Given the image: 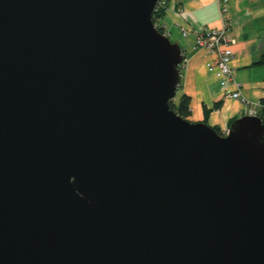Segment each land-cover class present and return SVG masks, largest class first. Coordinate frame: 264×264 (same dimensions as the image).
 <instances>
[{
	"label": "water",
	"instance_id": "water-1",
	"mask_svg": "<svg viewBox=\"0 0 264 264\" xmlns=\"http://www.w3.org/2000/svg\"><path fill=\"white\" fill-rule=\"evenodd\" d=\"M159 0H0V264H264V121L169 107Z\"/></svg>",
	"mask_w": 264,
	"mask_h": 264
},
{
	"label": "crops",
	"instance_id": "crops-1",
	"mask_svg": "<svg viewBox=\"0 0 264 264\" xmlns=\"http://www.w3.org/2000/svg\"><path fill=\"white\" fill-rule=\"evenodd\" d=\"M162 5L165 12L157 20L158 25L186 55L175 99L181 93L191 97L189 117L192 121H202L203 108H211L214 102L222 100L221 107L209 112L207 122L227 130L229 122L243 115L247 107L238 99L222 98L218 81L206 69L205 62L211 56L196 48L194 42L203 27L224 25L226 20L220 14L217 0H165ZM226 6L229 33L235 40L231 60L234 79L241 84L240 94L245 99L255 103L263 99L264 103V64L254 65L264 54V0H228Z\"/></svg>",
	"mask_w": 264,
	"mask_h": 264
},
{
	"label": "built area",
	"instance_id": "built-area-1",
	"mask_svg": "<svg viewBox=\"0 0 264 264\" xmlns=\"http://www.w3.org/2000/svg\"><path fill=\"white\" fill-rule=\"evenodd\" d=\"M228 0H217L220 14L225 19V23L219 28H208L198 30L194 42L195 47L209 54L211 57L205 62L207 71L212 74L218 81L221 89L222 98L238 99L245 106H250V103L240 94L241 84L234 79V69L231 60L234 56L232 45L235 40L229 33V25L227 19V4ZM184 35L187 34L182 28ZM257 106L260 104L257 103ZM248 114H254L253 109H250Z\"/></svg>",
	"mask_w": 264,
	"mask_h": 264
},
{
	"label": "trees",
	"instance_id": "trees-1",
	"mask_svg": "<svg viewBox=\"0 0 264 264\" xmlns=\"http://www.w3.org/2000/svg\"><path fill=\"white\" fill-rule=\"evenodd\" d=\"M160 2L155 6L154 10H153V14H152V19L153 22L156 24L158 31L159 32H163V29L161 26L158 25L157 20L160 19L161 16H163L164 14V6L162 5V2H164L165 0H159ZM186 58V55L184 54V59L182 64L184 63V60ZM259 64H264V54H262L260 56V58L258 59L257 62L254 63V65H259ZM181 79V76H180ZM180 83V80H179ZM179 102L176 103L174 102V100H170L169 101V107L172 108L174 111H176L181 117L183 118H187L190 119V114H191V107H190V101H191V97L188 96L186 93H181V95L179 96ZM221 103L222 100H217L216 102L213 103L211 108H203V112H204V119L202 120L204 123H206L207 125H210L207 122L208 119V114L211 110H217L219 107H221ZM260 103V107L258 108V110L256 111V114L262 119V121H264V103H263V99H261L259 101ZM232 121V120H231ZM230 121V122H231ZM229 122V123H230ZM211 127H213L218 133H222V129L221 127H218L216 125H210Z\"/></svg>",
	"mask_w": 264,
	"mask_h": 264
},
{
	"label": "rangeland",
	"instance_id": "rangeland-1",
	"mask_svg": "<svg viewBox=\"0 0 264 264\" xmlns=\"http://www.w3.org/2000/svg\"><path fill=\"white\" fill-rule=\"evenodd\" d=\"M177 92H178V91H176L175 95L177 94ZM180 95H181V94H179V96H180ZM179 96H178V97H179ZM175 98H176V97L174 96V100H175L174 102L178 103L180 97H179L177 100H176ZM247 101L250 103V106H253V107H251L250 109H253L254 114H256V111H255V105L257 106V103H258V104H260V103H259V102H256V103H255V101L248 100V99H247ZM246 107H247V109H246V111H245L244 114H248L247 112L250 110V109H248L249 106H246ZM259 107H260V106H258V108H259ZM190 120H191V119H190ZM222 131H224V130H222Z\"/></svg>",
	"mask_w": 264,
	"mask_h": 264
}]
</instances>
